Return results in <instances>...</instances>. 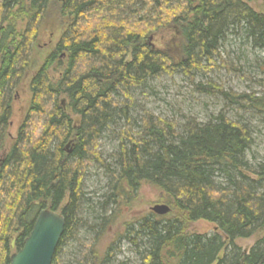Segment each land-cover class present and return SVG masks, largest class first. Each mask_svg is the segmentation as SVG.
I'll return each mask as SVG.
<instances>
[{
  "label": "trees",
  "instance_id": "obj_1",
  "mask_svg": "<svg viewBox=\"0 0 264 264\" xmlns=\"http://www.w3.org/2000/svg\"><path fill=\"white\" fill-rule=\"evenodd\" d=\"M249 1L0 0V264H10L41 209L65 217L51 263L56 264L82 205H91L82 184L92 163L107 172L101 210L130 200L143 185L160 192L170 208L125 225L122 237L135 246L137 264H264V159L255 166L245 159L252 141L247 128L221 113L206 122L188 118L182 125L150 112L135 123L129 116L132 90L176 72L194 91L264 112V94L194 82L206 63L221 58L230 36L264 48V11ZM52 16L66 26L30 78L26 117L1 156L11 93L28 70L40 28ZM161 32L170 34L169 41L150 45ZM119 120L126 126L115 135L119 150L110 165L98 148ZM92 218L100 220L92 226L98 233L109 220ZM201 220L217 231H190L191 223ZM254 234L248 252L235 244ZM99 255L91 247L79 264H109L111 248Z\"/></svg>",
  "mask_w": 264,
  "mask_h": 264
},
{
  "label": "rangeland",
  "instance_id": "obj_2",
  "mask_svg": "<svg viewBox=\"0 0 264 264\" xmlns=\"http://www.w3.org/2000/svg\"><path fill=\"white\" fill-rule=\"evenodd\" d=\"M57 1L60 3L62 0ZM263 3L260 0L249 1L253 8L261 11H264ZM65 26L64 19L52 16L40 28L28 70L11 93V113L4 139V150L15 139L18 128L26 117L30 101V78L46 55L55 48ZM169 38V33L161 32L155 34L148 43L152 46H160L163 42L169 41ZM229 39L230 41L226 42L220 50L221 58L214 57L211 63H206L207 70L204 74L196 73L194 82H212L222 86L226 91L237 94L247 92H253L256 95L264 94V48L252 47L250 43L243 42L238 37L230 36ZM221 59L225 63H222ZM131 95L132 106L129 109V116L132 119L130 122L135 123L145 112L172 120L177 125H182L188 118L206 122L212 116L221 113L232 121L244 125L250 133L252 141L245 154L247 162L255 166L264 159V112L257 111L248 105L243 107L231 104L220 95L194 91L192 83L180 72L153 78L144 88L132 90ZM73 119L76 117L73 116ZM124 125V121L119 120L100 139L98 149L107 164H112L113 155L119 150V141L115 135L126 126ZM136 129L134 126L133 130ZM72 145L68 142L65 144L64 149L67 153ZM84 173L83 190L86 199H90L91 205H82L84 207L77 215L79 219L77 226L75 225L71 237H68L60 247L56 264H79L86 259L91 247L97 251L98 255L100 254V257L105 255L108 248H111L109 264H137L139 256L135 246L130 245L122 237L125 225L145 214L152 213L150 208L155 204H166L162 199L163 195L154 188L143 185L130 200L120 199L118 204L107 205L103 211L99 202L103 201L101 195L105 192L108 182L105 176L107 172L98 163H92L85 168ZM63 205L64 202L61 206ZM95 214L109 217L99 233L95 232L98 231L96 227L92 230V226L94 227L100 221L95 222L92 218ZM190 231L213 234L217 230L215 224L201 220L191 223ZM257 237L258 234L247 238H237L235 244L242 251L248 252L255 244Z\"/></svg>",
  "mask_w": 264,
  "mask_h": 264
},
{
  "label": "water",
  "instance_id": "obj_3",
  "mask_svg": "<svg viewBox=\"0 0 264 264\" xmlns=\"http://www.w3.org/2000/svg\"><path fill=\"white\" fill-rule=\"evenodd\" d=\"M169 210L167 204H155L150 208L158 216L167 214ZM64 229L65 217L62 213L41 209L23 246L11 254L10 264H51Z\"/></svg>",
  "mask_w": 264,
  "mask_h": 264
},
{
  "label": "flooded vegetation",
  "instance_id": "obj_4",
  "mask_svg": "<svg viewBox=\"0 0 264 264\" xmlns=\"http://www.w3.org/2000/svg\"><path fill=\"white\" fill-rule=\"evenodd\" d=\"M26 72H27V66H26V69H25V72H24V75L26 74ZM68 143H70V142H68ZM7 150V149H6ZM6 150H4V152H3V155L5 154V151ZM64 151L66 152V150L64 149ZM71 151V149L70 150H68V152H70ZM67 153V152H66ZM1 156H2V154H1Z\"/></svg>",
  "mask_w": 264,
  "mask_h": 264
},
{
  "label": "bare ground",
  "instance_id": "obj_5",
  "mask_svg": "<svg viewBox=\"0 0 264 264\" xmlns=\"http://www.w3.org/2000/svg\"><path fill=\"white\" fill-rule=\"evenodd\" d=\"M59 212V211H58ZM61 213V212H60ZM63 215V214H62Z\"/></svg>",
  "mask_w": 264,
  "mask_h": 264
}]
</instances>
